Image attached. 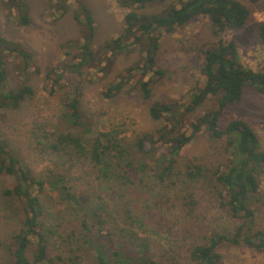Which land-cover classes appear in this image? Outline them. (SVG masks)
<instances>
[{
	"label": "trees",
	"instance_id": "16d2710c",
	"mask_svg": "<svg viewBox=\"0 0 264 264\" xmlns=\"http://www.w3.org/2000/svg\"><path fill=\"white\" fill-rule=\"evenodd\" d=\"M68 1L75 3L78 9L73 18L80 26L81 38L62 43L63 58L44 72L43 88L50 96L63 87L68 88L60 115L69 127L78 128L79 132H55L51 140H45V145L64 155L73 150L74 158L88 160L101 172L106 185H111V181L144 185L150 179L174 184L177 177L180 182L193 187L208 179L214 185L218 205L230 217L239 218L242 222L229 237L218 232L207 233L206 241L193 245L189 250L191 264H218L221 254L217 246L224 241L264 252V229L252 227L256 214L251 207V201L258 192L257 175L264 170V147L246 120L234 118L222 126L219 123L223 109L239 104L245 89L264 95V70L243 65L234 39L224 41L220 37L226 30L242 28L251 14L250 9L239 0H116L130 11L125 14L123 31L104 40L101 45L102 53L108 54L104 67L111 65L119 54L135 50H138L140 58L125 69V74L104 85L101 92L104 98L118 94L133 79V87L137 88L140 97L149 101L152 84L165 74L156 63L159 39L194 17H207L211 33L217 39L198 49L202 79L187 92L185 99L149 101V117L161 124L135 135L133 145L142 155L141 159L135 160L118 134L92 130L94 123L86 119L82 111L80 83L71 84L69 81V78L81 76L86 67H95L94 62L99 59L91 48L93 16L83 0H56L53 5L58 6V17L70 5ZM3 2L9 15L13 14L12 9L17 12L13 17L14 23L30 24V17L23 12L22 0ZM159 4L162 6L158 10L137 11ZM258 36L264 46V20L258 24ZM9 59L16 60L14 70L18 80L13 83L9 82ZM38 69L31 53L0 31V109L17 110L33 97L30 77L38 73ZM210 97H215V106L188 121V115ZM198 133L224 140V161L213 168L191 161L178 169L182 149ZM0 175L13 178V185L1 192L12 201H19L21 206L20 225L1 242L5 264H79L85 260L79 252L82 249L91 254L89 264H179L155 258L147 241L140 240L133 246L127 244L122 234L108 223L107 215L100 212L90 216L86 211L75 220V225L72 222L66 227L68 229L56 233L54 224L49 225V199H59L73 209L83 210L87 208L90 197L86 199L73 191L66 173L52 168L33 171L12 150L1 131ZM192 202V199L185 198L188 208ZM56 227H60L59 222ZM51 236H54L53 242L50 241Z\"/></svg>",
	"mask_w": 264,
	"mask_h": 264
},
{
	"label": "rangeland",
	"instance_id": "374dc122",
	"mask_svg": "<svg viewBox=\"0 0 264 264\" xmlns=\"http://www.w3.org/2000/svg\"><path fill=\"white\" fill-rule=\"evenodd\" d=\"M22 1L23 12L30 17V24L14 23L13 17L17 12L12 9L13 14L9 15L6 4L0 0V31L3 36L19 42L31 53L39 72L31 74L30 77L34 89L33 97L17 110L0 109V131L12 150L33 171L52 168L66 173L73 191L82 194L86 199L90 197L87 208L83 210L73 209L70 204L59 199H49V225L54 224L55 232L68 229L66 227L72 222L75 225V220L81 218L86 211L90 216L100 212L107 215L108 223L122 234V239L127 244L133 246L140 240L147 241L155 258L179 264H191L189 250L193 245L206 241L207 233L218 232L231 236L242 220L230 217L218 205L214 185L208 179L193 187L180 182L177 177L174 184L150 179L144 185H125L121 181H111V185H106L102 181L101 172L93 168L88 160L74 158L72 149V153L64 155L45 145V140H51L55 132H79L78 128L69 127L60 115L68 88L63 87L50 96L43 88V78L44 72L63 58L62 43L68 39L81 38L82 32L73 18L74 12L78 10L75 3L68 1L70 5L58 17V6L53 5L56 0ZM239 1L251 11L248 20L242 28L226 30L220 37L224 41L234 39L243 65L264 70V46L258 36V24L264 20V0ZM83 2L93 16L94 36L91 48L99 60L94 62L95 67H86L81 76L76 79L69 78V81L71 84L80 83L83 94L82 111L85 118L94 123L95 128L92 130L118 134L135 160L141 159L142 155L133 145L135 135L161 124L149 117V101L185 99L187 92L202 79L199 73L201 55L198 49L217 39L211 33L207 17H194L183 26L164 33L159 39L156 63L165 74L152 84L149 101L140 97L137 88L133 87V79L118 94L104 98L101 95L104 85L120 74H125V69L140 58L138 50H135L119 54L111 65L104 67L108 54L102 53L101 45L104 40L116 37L123 31L124 17L130 8L121 6L116 0ZM161 6L159 4L137 11L151 12ZM14 63L16 60H8L9 82L12 83L18 80ZM215 100V97L205 100L188 115V121L213 108ZM234 118L246 120L257 132L264 147V95L245 89L239 104L223 109L220 126ZM224 145L223 139L198 133L182 149L178 169L191 161L213 168L225 159ZM257 178L258 192L251 201V207L256 214L252 227L264 229V170ZM13 183L12 177L0 175V264H5L6 261L1 242L8 239L21 222L19 201H12L1 192ZM185 198L193 200L190 208L185 205ZM57 222L60 223L59 228L56 227ZM53 237H50L51 242ZM217 250L221 254L218 264H264L263 251L233 246L226 241L219 244ZM74 251L77 250L74 248ZM79 252L85 258L79 264H89L90 252L86 249Z\"/></svg>",
	"mask_w": 264,
	"mask_h": 264
}]
</instances>
